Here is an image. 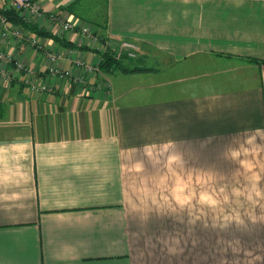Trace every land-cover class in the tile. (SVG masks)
<instances>
[{
	"label": "crops",
	"instance_id": "crops-1",
	"mask_svg": "<svg viewBox=\"0 0 264 264\" xmlns=\"http://www.w3.org/2000/svg\"><path fill=\"white\" fill-rule=\"evenodd\" d=\"M35 1L0 27L28 70L0 64V264H264V0ZM52 15L148 70L85 74L103 53Z\"/></svg>",
	"mask_w": 264,
	"mask_h": 264
},
{
	"label": "built area",
	"instance_id": "built-area-1",
	"mask_svg": "<svg viewBox=\"0 0 264 264\" xmlns=\"http://www.w3.org/2000/svg\"><path fill=\"white\" fill-rule=\"evenodd\" d=\"M0 4L11 5L16 10L20 11L27 21L40 18L43 15L40 4H38L35 0H0ZM51 19L55 22H60L61 28L65 32L79 29L83 35L88 36L91 39L90 41L92 42L93 46H95L99 52L106 53L111 51L117 60H122L125 57L135 58L140 51V48L137 44L131 43L129 41L122 42L120 45L115 47L107 39L98 36L89 26L78 24L76 21L55 17L54 15L51 16ZM0 27L2 28L3 35H7L9 30V21L8 18L1 12ZM12 34L16 39H22L25 37L24 31L20 27H15ZM32 44L37 46L39 43L37 40H32ZM70 52L72 53V51ZM47 56L53 63H56L58 60L64 57L63 54L51 50L47 51ZM74 63L77 65V67L83 69L85 74H92L101 71L99 64H87L80 57L75 58ZM0 64H5L6 66L13 65L16 71H28L22 63L15 60L11 54L3 50H0ZM50 72L61 80L70 78L72 76V72L70 70L62 69L55 65L50 68ZM4 75H7V73H4ZM75 79L76 82L87 83V80L84 77L78 76ZM27 84L29 89L36 94L52 91L50 86L39 83L38 81L27 80Z\"/></svg>",
	"mask_w": 264,
	"mask_h": 264
},
{
	"label": "trees",
	"instance_id": "trees-1",
	"mask_svg": "<svg viewBox=\"0 0 264 264\" xmlns=\"http://www.w3.org/2000/svg\"><path fill=\"white\" fill-rule=\"evenodd\" d=\"M0 12L5 15L8 18V21L13 24L17 25L19 27H24L28 29H36V25H33L30 21L25 20L23 15L20 13V11L16 10L14 7H12L9 4H0ZM40 35H46L47 32L44 30H39ZM253 61L257 62H263L264 60H260L258 58H250ZM100 67L103 68L106 71H110L114 68H119L122 71L125 72H135V71H147L148 68H144L141 66H135V67H126L122 64V60H117L113 52L108 51L106 53H103V58L101 62L99 63Z\"/></svg>",
	"mask_w": 264,
	"mask_h": 264
},
{
	"label": "rangeland",
	"instance_id": "rangeland-1",
	"mask_svg": "<svg viewBox=\"0 0 264 264\" xmlns=\"http://www.w3.org/2000/svg\"><path fill=\"white\" fill-rule=\"evenodd\" d=\"M21 28V27H20ZM72 51V53H75L73 50H71ZM78 57V56H77ZM76 58V57H75ZM81 58V57H80ZM138 58V55L135 57V59H137ZM130 59H134V58H130Z\"/></svg>",
	"mask_w": 264,
	"mask_h": 264
}]
</instances>
